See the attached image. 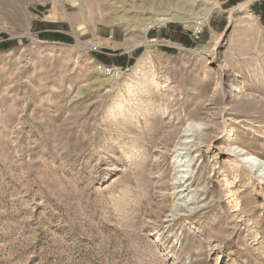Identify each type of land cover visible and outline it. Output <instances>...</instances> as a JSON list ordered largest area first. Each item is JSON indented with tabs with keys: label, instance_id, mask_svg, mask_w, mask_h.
Returning a JSON list of instances; mask_svg holds the SVG:
<instances>
[{
	"label": "rangeland",
	"instance_id": "obj_1",
	"mask_svg": "<svg viewBox=\"0 0 264 264\" xmlns=\"http://www.w3.org/2000/svg\"><path fill=\"white\" fill-rule=\"evenodd\" d=\"M181 1L0 0V264H264V0Z\"/></svg>",
	"mask_w": 264,
	"mask_h": 264
},
{
	"label": "bare ground",
	"instance_id": "obj_2",
	"mask_svg": "<svg viewBox=\"0 0 264 264\" xmlns=\"http://www.w3.org/2000/svg\"><path fill=\"white\" fill-rule=\"evenodd\" d=\"M174 1H176V0H174ZM178 1H181V0H178ZM182 1H184V0H182ZM57 2H61V0H57ZM177 20L183 22L185 19L183 17H181L180 14H172L171 12H169V13L166 12L162 15V17H160V15H159V17H154L152 22L153 23H155V22H170V21L173 22V21H177ZM205 20L207 22L208 17ZM149 27H151L150 23H146L144 26V31L146 32ZM191 28H193V30L195 29V27H191ZM145 59L146 58H143V59H141V61H145ZM234 96L237 97L238 94H235ZM200 125H201L200 123L189 122L186 125V127L183 129V134L180 136L181 139L177 145L178 148H176L174 151V154H176L174 157L175 158L174 165H175V168L178 169L177 174L174 178V181H175V185H176L175 187L179 189V191H178L179 196L183 195V193H185V192L187 193L188 187H187V185H185L184 179L188 175H190V174L192 175V173L194 172V169L196 168L199 160L201 159L200 156H196V155L193 156L192 153H189V152L184 153L183 152V150L185 149V147L189 143V139L193 136V133H195L198 130V127ZM195 140L196 139H194V141ZM225 150H226L227 155H229L231 158H233L235 160V162L237 163L236 166H238L241 170L246 169L252 173L254 181L257 183L258 187L262 191H264V159L262 160V159L258 158V156H256L254 153L246 150L245 148L237 146L236 143H234V142L227 144V147L225 148ZM188 194H186V197L189 196Z\"/></svg>",
	"mask_w": 264,
	"mask_h": 264
},
{
	"label": "built area",
	"instance_id": "obj_3",
	"mask_svg": "<svg viewBox=\"0 0 264 264\" xmlns=\"http://www.w3.org/2000/svg\"><path fill=\"white\" fill-rule=\"evenodd\" d=\"M165 22H158V23H153L151 27H149L147 30L150 31L152 29H159L161 26L160 24H163ZM201 34V30L199 28H195L193 31H191V37L193 40H198L199 35ZM113 40V35L110 34L104 41L105 42H111ZM97 42H92L89 43L88 45V51L90 55L93 57L95 54H102V51L106 49L104 46H102L101 42L99 40H96ZM96 72L106 78L109 79H120L124 75V68L122 66H117V65H106L101 62H96Z\"/></svg>",
	"mask_w": 264,
	"mask_h": 264
},
{
	"label": "crops",
	"instance_id": "obj_4",
	"mask_svg": "<svg viewBox=\"0 0 264 264\" xmlns=\"http://www.w3.org/2000/svg\"><path fill=\"white\" fill-rule=\"evenodd\" d=\"M95 42H97V41H95ZM105 42V41H104ZM109 43V42H108ZM105 47V46H104ZM97 55H99V54H95L94 56H97ZM107 57H109V56H114L113 54H107L106 55ZM109 60V59H108ZM107 59H102V61H99V62H101V63H103V64H106V65H117V64H115V63H113V62H111L110 60L108 61ZM117 66H120V65H117Z\"/></svg>",
	"mask_w": 264,
	"mask_h": 264
}]
</instances>
